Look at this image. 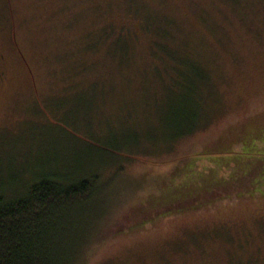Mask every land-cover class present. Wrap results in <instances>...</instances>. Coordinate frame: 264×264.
Masks as SVG:
<instances>
[{"label":"rangeland","instance_id":"obj_1","mask_svg":"<svg viewBox=\"0 0 264 264\" xmlns=\"http://www.w3.org/2000/svg\"><path fill=\"white\" fill-rule=\"evenodd\" d=\"M193 62L211 116L166 148ZM0 72V196L119 162L74 264H264V0H0Z\"/></svg>","mask_w":264,"mask_h":264},{"label":"trees","instance_id":"obj_2","mask_svg":"<svg viewBox=\"0 0 264 264\" xmlns=\"http://www.w3.org/2000/svg\"><path fill=\"white\" fill-rule=\"evenodd\" d=\"M114 45H120L119 40L116 39ZM169 57L173 59L170 54ZM178 60L181 66L180 56ZM176 68L175 65L170 67L171 79L162 88L171 92L175 89L185 96L180 105L166 116L173 133L165 136L166 148L204 127L211 116L201 103L208 97L204 94L211 93L209 78L194 62L180 67L182 69ZM187 71L200 72L202 76L190 79ZM113 141L117 144L115 139ZM126 150L112 148L109 153L112 158L119 157L121 163L126 158L121 157L120 152ZM118 163L97 168L95 173L82 170L75 175H61L41 168L34 174L32 182L19 191L0 196V264H74L84 244L89 217L80 227L74 224L82 219L83 207L90 204L89 200L99 188L96 184L100 171ZM95 204L99 205V201Z\"/></svg>","mask_w":264,"mask_h":264},{"label":"flooded vegetation","instance_id":"obj_3","mask_svg":"<svg viewBox=\"0 0 264 264\" xmlns=\"http://www.w3.org/2000/svg\"><path fill=\"white\" fill-rule=\"evenodd\" d=\"M0 77H1V72H0Z\"/></svg>","mask_w":264,"mask_h":264}]
</instances>
